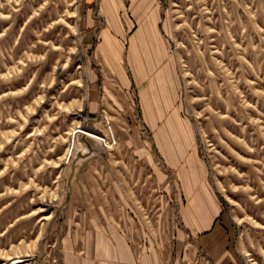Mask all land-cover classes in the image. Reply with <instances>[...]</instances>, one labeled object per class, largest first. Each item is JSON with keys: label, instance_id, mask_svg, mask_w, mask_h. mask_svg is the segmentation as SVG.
<instances>
[{"label": "rangeland", "instance_id": "374dc122", "mask_svg": "<svg viewBox=\"0 0 264 264\" xmlns=\"http://www.w3.org/2000/svg\"><path fill=\"white\" fill-rule=\"evenodd\" d=\"M123 1L124 29H136L139 14L160 15L177 81L168 112L138 102L149 85L142 80L149 49L119 42L132 94L97 53L111 28L100 0L92 10L96 38L84 24L85 0H0V264H60L62 214L80 178L108 200L118 180L154 224L165 230L168 221L171 239L177 214L161 204L177 194L164 196L153 175L155 165L174 185L162 156H200L236 264H264V0ZM93 87L101 98L91 113ZM77 129L102 141L73 135Z\"/></svg>", "mask_w": 264, "mask_h": 264}, {"label": "crops", "instance_id": "0c3cea01", "mask_svg": "<svg viewBox=\"0 0 264 264\" xmlns=\"http://www.w3.org/2000/svg\"><path fill=\"white\" fill-rule=\"evenodd\" d=\"M96 1L85 0L84 4V24L91 38H96L92 15ZM129 1L137 3L138 0ZM136 5L135 9L139 7V4ZM100 7L111 28L100 34L102 41L101 45H97V53L107 63L115 65L116 78L121 80L124 90L132 94L133 81L117 61H120L122 52L121 49L119 53V42L124 46L128 44L129 47L149 49L150 62H145L151 66L144 70L142 79L143 82L149 81V85L146 89H140L138 102L143 109L147 107L148 112H168L175 103L177 81L166 61L167 44L159 26L160 15L139 14L140 24L136 29L129 30L119 23L121 12L128 8L123 0H100ZM162 64L163 67H160ZM93 79V83H96L98 77ZM143 82L140 80L137 85L143 86ZM97 89L93 87L90 94L88 106L91 113L97 112L100 107L101 95ZM149 127L157 128V124H149ZM164 129L161 127L159 135L161 146L168 144ZM162 158L175 174L172 175V179L175 177L174 185H170L169 174L153 166V175L158 180L157 187L161 193L166 196L171 190L177 194L176 200L161 204L165 210L171 205L177 214L170 226L171 239L167 236L168 221L165 230L159 224H154L142 211L141 203L128 198L118 180H111L109 189L112 200H108V192L100 185L80 178L72 185L62 214L60 264H236V255L231 248V233L220 220L222 207L207 181L205 164L200 156ZM144 217L152 223L153 229Z\"/></svg>", "mask_w": 264, "mask_h": 264}, {"label": "bare ground", "instance_id": "6f19581e", "mask_svg": "<svg viewBox=\"0 0 264 264\" xmlns=\"http://www.w3.org/2000/svg\"><path fill=\"white\" fill-rule=\"evenodd\" d=\"M78 133L86 134V135L90 136L91 138H93V139H95V140H100V141H102V139H100V138H99L98 136H96L95 134L87 133V132H85V131L78 130V129L74 131L73 135L78 134ZM72 145H73V144H72ZM19 263H20V261L17 260L16 264H19Z\"/></svg>", "mask_w": 264, "mask_h": 264}]
</instances>
